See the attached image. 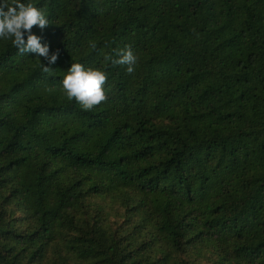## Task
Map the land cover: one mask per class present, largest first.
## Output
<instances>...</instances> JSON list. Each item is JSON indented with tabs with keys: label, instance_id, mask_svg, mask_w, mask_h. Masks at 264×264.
Wrapping results in <instances>:
<instances>
[{
	"label": "trees",
	"instance_id": "obj_1",
	"mask_svg": "<svg viewBox=\"0 0 264 264\" xmlns=\"http://www.w3.org/2000/svg\"><path fill=\"white\" fill-rule=\"evenodd\" d=\"M23 2L58 58L0 39V264H264V0Z\"/></svg>",
	"mask_w": 264,
	"mask_h": 264
},
{
	"label": "clouds",
	"instance_id": "obj_2",
	"mask_svg": "<svg viewBox=\"0 0 264 264\" xmlns=\"http://www.w3.org/2000/svg\"><path fill=\"white\" fill-rule=\"evenodd\" d=\"M49 24L51 23L43 11L30 2L0 0V39L11 40L21 55L35 53L36 57H43L48 64H53L58 58V52L50 54L49 46L42 44L41 38L32 32L34 26L43 30ZM91 47L95 49L96 44L93 43ZM105 59L114 67L124 66L128 74L134 73L138 60L128 45L116 49L115 56H105ZM41 68L45 73L50 71V67L44 63H41ZM106 79V73L99 69L71 63L61 79V84L69 100L75 99L83 110L91 111L108 98L104 89Z\"/></svg>",
	"mask_w": 264,
	"mask_h": 264
}]
</instances>
